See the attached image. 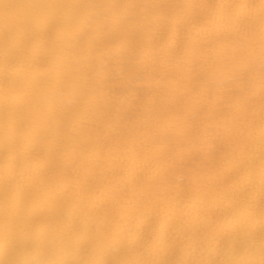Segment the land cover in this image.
I'll list each match as a JSON object with an SVG mask.
<instances>
[{"label": "bare ground", "instance_id": "bare-ground-1", "mask_svg": "<svg viewBox=\"0 0 264 264\" xmlns=\"http://www.w3.org/2000/svg\"><path fill=\"white\" fill-rule=\"evenodd\" d=\"M0 264H264V0H0Z\"/></svg>", "mask_w": 264, "mask_h": 264}, {"label": "rangeland", "instance_id": "rangeland-1", "mask_svg": "<svg viewBox=\"0 0 264 264\" xmlns=\"http://www.w3.org/2000/svg\"><path fill=\"white\" fill-rule=\"evenodd\" d=\"M136 85H138V84H136ZM218 145H219V146H218ZM213 146H214L215 149H216V148H219V147H220V144H219V142H214V143H213Z\"/></svg>", "mask_w": 264, "mask_h": 264}]
</instances>
